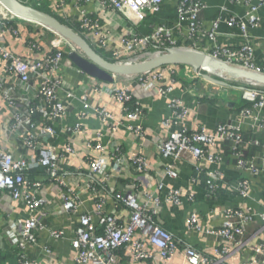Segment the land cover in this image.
Returning a JSON list of instances; mask_svg holds the SVG:
<instances>
[{"label": "built area", "instance_id": "built-area-1", "mask_svg": "<svg viewBox=\"0 0 264 264\" xmlns=\"http://www.w3.org/2000/svg\"><path fill=\"white\" fill-rule=\"evenodd\" d=\"M227 1L244 15L222 7L207 23L205 2L177 0L171 27L153 22L147 34L145 21L165 0L20 2L46 8L110 62L180 47L264 77V39L257 43L249 32L262 24L264 0ZM118 21L122 32L115 36L110 24ZM223 26L244 42L221 44ZM42 29L55 36L52 45L38 37ZM76 51L69 40L0 2V197L8 195L26 213L9 236L16 264H57L58 242L73 252V264H120L125 255L133 264H174L177 258L181 264H264L261 86L219 73L212 77L227 86L216 85L190 66L102 82L74 66L69 56ZM69 73L83 77V89L67 84ZM234 83L241 85L238 96L230 93ZM146 99L152 106L165 101L171 114L161 122L166 137L152 140V154L126 151L129 138L147 141ZM204 99L233 104L231 120L200 124ZM229 198L238 203L226 204ZM176 212H184L186 231L217 244L204 251L181 242L165 227L167 213ZM215 218L221 223L210 226ZM64 223L67 230L59 228Z\"/></svg>", "mask_w": 264, "mask_h": 264}, {"label": "crops", "instance_id": "crops-1", "mask_svg": "<svg viewBox=\"0 0 264 264\" xmlns=\"http://www.w3.org/2000/svg\"><path fill=\"white\" fill-rule=\"evenodd\" d=\"M205 2L208 5V10H206L202 14V19L206 21L207 23H210L216 19L219 18L221 14V8L226 7L231 14L243 16L244 15V9H242L239 6L233 5L229 3L227 0H201ZM177 2V0H165V5L162 11H160L158 14L149 16L147 20L145 21V26L142 27L143 33H149L151 24L154 22L159 23H166L169 24L171 27V23L174 21V5ZM261 26L257 29L249 28L250 35L252 37H255V42L258 43V40L260 38L264 39V10L261 11ZM118 24L121 22H117ZM112 27V32L115 36H118L122 30L120 29L121 26H123V23L120 25H114L110 24ZM23 27H26L28 30L32 31L33 26H30L29 24L22 25ZM224 32H226L225 26L221 28ZM228 31L224 33V35L220 36L219 42L225 46H239L244 40L239 37L238 35L235 36H229ZM44 45H52L53 40H55V36L42 29L40 30V34L38 36ZM13 45V43H12ZM261 45H256V55L257 59L261 60L263 57ZM84 79L83 77L76 76L73 73H69L67 76V84L74 86L76 89H83L82 87H79V82H82ZM149 98V97H147ZM164 103H158L154 102V106L150 105V101L146 99L143 101V105L146 106V110L148 111L149 115L145 119V132L147 135V141H140V140H133L132 138H129L125 140V150L130 152H137V151H143L144 153L152 154L153 152V142L152 140H156L155 138H165L166 137V130L162 125V121L170 117V111L166 109L165 101H162ZM201 108H200V117L197 118L198 122L202 125L206 126H212L216 122L220 120H231L233 107L223 105L220 101H211L204 99L201 101ZM195 115L192 114L190 121H194ZM191 123V122H190ZM153 167L158 168V158H155L152 161ZM229 165H231V162H229ZM232 166V165H231ZM228 171L232 169L231 167L226 168ZM156 170V169H155ZM156 173V171H154ZM233 174V171H231V174ZM126 183V182H125ZM182 185H185L183 183ZM228 205H233L236 201L235 198H229L226 201ZM238 203V202H236ZM198 206L202 208L204 205L198 202ZM205 207V206H204ZM109 213H115V208L113 206L108 207ZM172 214L167 213V223L166 228L183 243L192 245L196 247L197 249L204 250V251H210L216 243L213 239H206L202 236L196 235L195 233L188 232L185 230L184 222H183V215L184 212ZM8 214H10V217H8ZM203 215H207V211L202 212ZM25 209L21 208V206L18 203H15L12 201V199L6 195L3 194L0 197V264H16V250L12 247L10 243L9 236L10 232L16 228L13 227V223L15 221H18L20 219H23L25 217ZM9 220V221H8ZM210 223H208L210 226L217 227L220 223V219H211L209 220ZM16 223V222H15ZM54 227V226H53ZM60 229L67 230L68 225L67 223L60 224ZM59 244L55 245V249L59 252L55 254V260L57 264H73V252L67 251L68 246H66L63 242H58ZM54 249V250H55ZM238 260V259H236ZM120 264H133L129 255H125L124 258L121 259ZM174 264H181V259L177 258L174 261Z\"/></svg>", "mask_w": 264, "mask_h": 264}, {"label": "water", "instance_id": "water-1", "mask_svg": "<svg viewBox=\"0 0 264 264\" xmlns=\"http://www.w3.org/2000/svg\"><path fill=\"white\" fill-rule=\"evenodd\" d=\"M0 2L12 14L37 23L73 43L77 51L69 56L70 61L94 80L112 82V75L134 76L151 73L166 66H190L195 71L203 70L206 73L205 78L216 85L227 86L226 83L212 77L219 73L221 76L234 80H247L264 87L263 76L225 66L212 61L205 53L188 48L176 47L166 51L143 54L127 63L110 62L99 55L84 37L53 15L26 6L19 0H0ZM230 107H233V104H230Z\"/></svg>", "mask_w": 264, "mask_h": 264}, {"label": "rangeland", "instance_id": "rangeland-1", "mask_svg": "<svg viewBox=\"0 0 264 264\" xmlns=\"http://www.w3.org/2000/svg\"><path fill=\"white\" fill-rule=\"evenodd\" d=\"M216 80H218V79H216ZM219 81H220V80H219ZM232 86H233V88L230 89L231 96H232V95H236V96L240 95V94H239V91H238V88L241 87L240 83H234ZM257 88H260V89H263V90H264L263 87H257Z\"/></svg>", "mask_w": 264, "mask_h": 264}, {"label": "trees", "instance_id": "trees-1", "mask_svg": "<svg viewBox=\"0 0 264 264\" xmlns=\"http://www.w3.org/2000/svg\"><path fill=\"white\" fill-rule=\"evenodd\" d=\"M22 3H25V1L26 0H20ZM43 12H46V13H48V14H51L46 8H42L41 9ZM52 15V14H51ZM60 22H62L63 24H65L64 22H63V20L62 19H60L59 17H56ZM66 26H68V27H70L68 24H65ZM128 61H124L123 63H127ZM235 107V106H234Z\"/></svg>", "mask_w": 264, "mask_h": 264}]
</instances>
